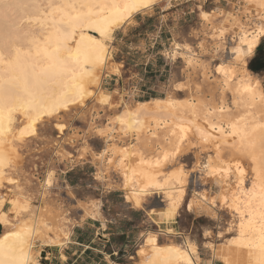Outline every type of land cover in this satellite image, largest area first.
Instances as JSON below:
<instances>
[{"label": "bare ground", "instance_id": "obj_1", "mask_svg": "<svg viewBox=\"0 0 264 264\" xmlns=\"http://www.w3.org/2000/svg\"><path fill=\"white\" fill-rule=\"evenodd\" d=\"M160 1L162 0H154L151 7ZM4 2L11 7H0V106L3 107V131L0 132V188L5 182L17 183L15 178L7 176L10 160L15 154L13 137L18 142L31 138L37 134V124L41 121L57 118L62 113L83 107L89 99L96 96L97 90L103 84V70L111 61L109 44L106 45V52L98 50L96 42H102V37L96 29L101 26L103 17L110 15L109 9L113 4L123 8L126 0ZM246 2L254 7L260 22L255 23L253 29L240 30L234 47L241 49L247 46L242 43V38L252 39L254 30H259L264 24V7L259 6L260 0ZM11 9L16 11L17 17H12L13 14L9 13ZM145 11L140 9L133 12L132 20L135 15ZM204 14L208 17L210 15L202 10V18ZM21 21L27 26L20 25ZM259 43L257 39L249 56L254 54ZM175 44L181 45L177 41H174V47ZM186 50L189 52L188 48ZM97 55L103 59V66L95 63ZM189 55V58H186L188 63L193 62L194 56L191 53ZM234 59L238 65L242 62L240 70L223 64L217 65L216 69H221L217 74L222 101L217 106L204 108L201 114H198L195 102L188 104V116L179 114L181 102L171 94L138 101L131 108H128V103H124L114 115L119 128L138 136L144 132L149 133L147 143L150 145L158 136L156 129L161 128L167 131L174 147L164 150L161 156L155 159H146L128 146L112 144L107 147L108 151L112 152L108 161H112L113 167L120 171L128 201L134 204L135 200L139 199L142 204L148 192L161 191L170 208L175 210L180 208L187 195L189 174L180 166L181 170L174 182H171V177L162 180L159 174L163 172V167L177 158L189 141L201 145L204 149H211L213 154L207 157L203 175L206 188L194 193L187 207L189 209L191 205L193 210L205 205L227 209L236 218L237 234L228 239L222 251L224 264H260L264 259V150L261 149V143L264 142V100L261 99L264 88L261 80L248 69L247 58L238 61L234 54ZM87 71L93 72V75L99 78L98 83H89L91 77L81 75ZM80 84L92 95L85 94L81 97L78 94L80 89L77 88ZM226 94H231L236 108H245L247 114L232 116L224 105ZM60 103H67V107L58 108L52 116L35 118L38 111ZM10 108L13 109L11 114ZM18 116L26 120L25 124L18 126ZM29 125L34 130L33 134H28ZM22 130H26L24 135L21 134ZM253 143L255 147H249ZM226 149L232 154L247 156L250 168L247 167L248 161L244 160L246 165L240 156L234 159L230 157L231 160L225 159L222 154ZM199 166L201 164L197 160L195 167ZM212 188L214 191L211 193ZM2 198L0 194V204ZM35 209L34 218L24 219L10 226L11 228L0 220V242L4 246V255L0 259H3L5 264H41V240L47 238L50 243L60 245L63 238H68L69 233L63 228H59L61 231L54 235L50 233L51 224L44 219L45 206H37ZM14 233L19 235H12ZM5 236H8L6 241ZM149 237L154 244L148 243ZM189 245L194 247L190 248ZM153 247L172 250L161 254L162 260L167 258V264H187L188 259L198 264L195 244L190 242L182 246L173 242L160 243L155 232L146 235L136 251V260L131 264H142L144 257L141 256L140 249L151 253Z\"/></svg>", "mask_w": 264, "mask_h": 264}, {"label": "rangeland", "instance_id": "obj_2", "mask_svg": "<svg viewBox=\"0 0 264 264\" xmlns=\"http://www.w3.org/2000/svg\"><path fill=\"white\" fill-rule=\"evenodd\" d=\"M163 9L167 11L161 13ZM148 10H155L156 15L151 18L153 20L150 23L147 22L148 18L144 20L145 22L138 20L141 26L134 28L135 31L152 29V23L156 22L157 17L166 14L168 28L174 34V38L167 43V48L163 51L164 56L160 55L162 63L151 67L154 71L151 72L147 66L134 65L133 60L140 58L142 52L136 53L135 57L132 55L133 52L128 53L130 50H127L123 42L118 41L115 45L108 42L111 61L103 70V84L97 90L96 96L89 99L83 107L62 113L57 118L41 121L37 124V134L31 138L18 142L13 137L15 154L10 160L7 176L15 178L17 183L5 182L0 188L1 198L3 196L0 220L8 228L24 219L34 218L35 208L45 206L44 219L51 224L50 233L54 235L61 231L59 228H63L70 236V229L83 220L80 208L84 207L85 216H93L92 205L98 204L101 207L102 201L108 216L120 218V210L124 209L125 214L132 220L140 222L144 213L124 205L123 195L126 196V190L120 171L113 167L112 161L111 163L108 161L112 152L108 151L107 147L112 144L128 146L146 159H155L161 156L164 150L173 149L174 146L167 131L161 128L156 129L158 136L153 139L151 145L147 143L149 133L144 132L138 136L119 128L114 115L124 103H128V108H131L142 99H151L133 94L130 84L126 82L127 78L133 73H140V70L143 72L145 68L147 73L150 72L151 78L155 73H159L156 69L165 68L163 72L165 75L162 78L165 92L162 95L166 97L171 94L180 100L179 114L189 115L190 102L196 103L197 112L201 114L204 108L217 106L222 101L218 87L217 65L223 64L240 70L232 51L239 32L241 29H253L255 23L260 22L256 10L246 0H162ZM202 10L210 13L207 20L201 17ZM9 13L13 14L14 18L18 16L14 9ZM137 18L138 16L134 17L136 20ZM20 25L27 26L24 21H21ZM134 33L129 35L133 36ZM169 36L172 37L170 33ZM174 41L182 45L180 49H174ZM189 53L194 55L193 62L190 63L186 61ZM250 57H247V65ZM114 74L121 79L115 86V81L111 80ZM261 83L264 88V79ZM223 101L232 116L247 114L245 108H236L231 94H226ZM25 122L23 117L18 116V126ZM56 123L69 125L63 135L57 130ZM85 125L102 129L104 134L100 135L93 131L85 137ZM75 129H81L78 133L81 139L74 143L69 137ZM183 148L182 153L169 161L159 174L162 180L171 177V182L175 181L181 170L180 166L189 174L187 195L182 202L183 208L179 218L182 238L172 234L171 239L184 245L190 242L196 244L198 264H224L222 251L228 239L237 234L236 218L227 209L219 206L202 205L190 212L186 209V204L193 194L206 188L203 175L207 157L213 152L190 141ZM222 156L227 160L240 156L241 160L248 161V165L246 161L244 162L250 168L247 156L232 154L228 149L223 151ZM197 160L201 164L199 167H195ZM210 191L212 193L214 189ZM149 200L161 208L165 219H173L179 212V209L175 211L170 208L167 198L161 191L148 192L143 202ZM152 231L155 232L154 228L149 226L148 231L137 240L132 256L123 260L121 264H131L136 260L137 249L146 235ZM158 235L160 243L170 241V236L166 232ZM47 240L45 238L40 242L41 263L46 257L54 259L56 255L57 245Z\"/></svg>", "mask_w": 264, "mask_h": 264}, {"label": "crops", "instance_id": "obj_3", "mask_svg": "<svg viewBox=\"0 0 264 264\" xmlns=\"http://www.w3.org/2000/svg\"><path fill=\"white\" fill-rule=\"evenodd\" d=\"M166 11V9H163L161 13H165ZM155 15V10H146L141 15H136L138 16L137 20L133 19L134 21L131 23L123 25L124 30L119 33L118 38V41L123 42L127 50H130L128 52L129 54L133 52L132 55L137 57L136 53L142 52L140 58L133 60L135 62L134 65L147 66L151 69V72L154 71L151 68L152 66H157L162 63L161 56H164L163 51L167 48V43L174 38L173 32L168 28L165 19L166 14L157 17L156 22L152 23V29L135 31L136 28L141 26L138 20L145 22L144 20L148 18L147 22L150 23L153 20L151 18ZM132 32H136V34L134 33L133 36H130L129 33ZM169 33L172 37L169 36ZM164 70L165 68L156 69L159 73H155L150 78V72L147 73L145 68L143 72L140 70V73H133L127 78L126 82L130 84L131 91L135 95L140 94V96H146L151 99L162 98L164 97L162 94L165 92L162 82V78L165 75L163 73ZM113 76L111 80L115 81V86L119 84L121 79L117 74ZM255 76L261 80L264 79V77L259 75ZM158 93L161 94L159 95ZM123 198L124 205L127 208L139 210L144 213V217L140 222L132 220L129 215L125 214L120 217L123 227L116 230L112 227L114 218L108 216L104 210V201H102L101 207L96 204V218L91 215L85 216L84 207L82 206L80 208L82 222L70 229V236L62 239L64 242L62 245L56 246L54 259L46 257L41 264H100V261L105 255L114 258L116 264H121L123 260L132 256L137 240L143 233L148 231L149 226L153 227L157 234L166 232L169 236L175 234L176 237L182 238L179 218L181 217L180 211L183 207L180 206L178 214L173 219H165L161 213V208L152 201L142 202L141 207L136 208L132 202L126 199L125 195H123ZM187 206L188 203L186 204V209L188 210ZM175 211H178V209H175ZM188 211L190 212L192 210ZM169 239V242L184 246L181 242L172 240L171 236ZM113 249L116 251L113 252Z\"/></svg>", "mask_w": 264, "mask_h": 264}, {"label": "snow or ice", "instance_id": "obj_4", "mask_svg": "<svg viewBox=\"0 0 264 264\" xmlns=\"http://www.w3.org/2000/svg\"><path fill=\"white\" fill-rule=\"evenodd\" d=\"M154 2V0H126V2L123 5V8L120 7V5L118 4H113L109 11H110V15L103 17V19L100 21L101 26L98 27L96 29L97 32H99L100 36L102 37V42L101 41H97V45H98V50L99 52H106L107 48L106 45L108 44V42H111L112 45H115L118 43V38H119V33L121 31H123V25L125 23H131L132 22V13L135 11H138L140 9H144V10H148L151 8L152 3ZM261 7H264V0H260V5ZM0 7H4V8H10L11 5H7L5 4L4 0H0ZM193 8L195 9V5H193ZM203 18L205 20L208 19V16L206 14L203 15ZM255 34L252 36V39L250 40H244L242 38V43L246 44V48H236L233 47L232 51L236 56V59L238 61L241 60V58L246 59L249 55L252 54L253 52V45L257 42V39H259V41L264 44V24L261 25V27L259 28V30H254ZM175 47L178 49L181 47V45L179 44H175ZM95 63L100 64L101 66H103V59L101 58L100 55L96 56V60ZM241 67L243 66L242 62H241ZM221 69H216V71H220ZM82 76H88L91 77V80L89 81V83H98L99 78L93 75V72L91 71H87V72H82L81 73ZM77 88L80 89L79 91V95L81 97H83L85 94L86 95H92L91 92H87L86 89H84L83 85H77ZM246 91H251V89H245ZM261 99L264 100V95L261 96ZM76 101H72V103H75ZM106 102V101H105ZM0 105H2V98H0ZM67 107V103H60L57 105H53L49 108L43 109L41 111H38L36 114V119H39L41 116L43 115H47V116H52L54 113L57 112L58 108H66ZM223 110V109H221ZM13 111V109H9V114H11V112ZM3 107L0 106V132L3 131L2 128V120H3ZM30 119H32L31 117H29ZM35 122V120L33 119V123ZM123 122V121H121ZM57 129L60 131V133H65V130L69 127V125L67 123H57L56 124ZM86 128V131L84 132L85 137L88 135V133L96 131L98 134L103 135V130L102 129H97L94 128L92 125H85L84 126ZM26 130H22L21 134L24 135ZM28 134H33L34 130L31 129V125L28 126ZM81 131V129H75L72 132L71 137H69V140L71 142H76L77 140H80L81 137L78 136V133ZM249 147L254 148L255 144H250ZM261 149L264 150V142L261 143ZM59 154V153H58ZM2 162V161H0ZM109 163H111V161H109ZM49 183H51V176L49 177ZM143 191V190H142ZM129 199H131V197H129ZM262 202H264V198H262ZM213 203H215V201H213ZM134 206L136 208L141 207V202L139 199L135 200ZM95 204L92 205V212H93V216L94 218H96V213H95ZM192 206L189 205V210H191ZM125 215V211L124 209L120 210V216H124ZM102 219V218H101ZM112 227L116 230H118L119 228L123 227V225L121 224L120 218H114L113 223H112ZM241 228H243V224H241ZM231 230V229H229ZM206 235L208 233H205ZM12 235H19V234H12ZM8 239V236L4 237V240L6 241ZM262 240H264V236H262ZM149 244H154V241L152 240L151 237H149ZM190 248L194 247L192 245H189ZM113 252H115L116 250L113 249ZM165 251H172L171 249H158L153 247L151 253H146L145 250L143 248L140 249V254L142 257H144V260L142 261V264H167V258L165 259H161V254ZM4 255V246L3 243L0 242V257H2ZM118 255V253H117ZM66 259V258H64ZM0 264H5V261L3 259H0ZM11 264H16V262H11ZM100 264H116V261L114 258H110L108 255H105L104 258L100 261ZM187 264H194V261L192 259H188L187 260ZM260 264H264V259H262L260 261Z\"/></svg>", "mask_w": 264, "mask_h": 264}, {"label": "trees", "instance_id": "obj_5", "mask_svg": "<svg viewBox=\"0 0 264 264\" xmlns=\"http://www.w3.org/2000/svg\"><path fill=\"white\" fill-rule=\"evenodd\" d=\"M247 66L253 74L264 77V44L261 42L258 44L254 54L249 58Z\"/></svg>", "mask_w": 264, "mask_h": 264}, {"label": "water", "instance_id": "obj_6", "mask_svg": "<svg viewBox=\"0 0 264 264\" xmlns=\"http://www.w3.org/2000/svg\"><path fill=\"white\" fill-rule=\"evenodd\" d=\"M1 231H2V226H1V224H0V233H1Z\"/></svg>", "mask_w": 264, "mask_h": 264}]
</instances>
